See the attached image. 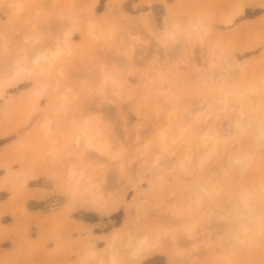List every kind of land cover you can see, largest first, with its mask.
I'll list each match as a JSON object with an SVG mask.
<instances>
[{
    "label": "rangeland",
    "instance_id": "obj_1",
    "mask_svg": "<svg viewBox=\"0 0 264 264\" xmlns=\"http://www.w3.org/2000/svg\"><path fill=\"white\" fill-rule=\"evenodd\" d=\"M93 2L0 0V192L11 196L0 215L18 219L11 239L25 244L21 253L58 257V264L111 263L105 252L117 232L112 264H264V142L255 145V128L264 124V0ZM43 43L57 45V55L34 64V44ZM18 65L21 81L7 83ZM35 88L41 93L31 110ZM239 111L251 127L240 135L233 127ZM203 120L216 123L228 145L219 141L201 166L191 149L194 164H181ZM84 121L93 143L104 139L114 153L122 145L116 158L75 145ZM53 136L62 146L55 163L45 152ZM240 150L248 165L230 171L232 157L246 154ZM30 199L43 212L28 211ZM170 230L176 239L167 243ZM156 233L160 253L134 260L130 248Z\"/></svg>",
    "mask_w": 264,
    "mask_h": 264
},
{
    "label": "bare ground",
    "instance_id": "obj_2",
    "mask_svg": "<svg viewBox=\"0 0 264 264\" xmlns=\"http://www.w3.org/2000/svg\"><path fill=\"white\" fill-rule=\"evenodd\" d=\"M14 1V0H13ZM18 1V0H17ZM96 0H94V2H95ZM20 2V1H19ZM19 2H17L16 3V8L17 9H19L20 8V4H19ZM93 2V3H94ZM11 3H15V2H11ZM12 9V8H11ZM16 9V10H17ZM244 10V8H243V6H240L239 8H238V10H237V12L238 13H241L242 11ZM12 12V11H11ZM236 12V11H235ZM13 13V12H12ZM15 13V12H14ZM234 14V13H233ZM57 15V14H56ZM65 15V14H64ZM229 16V15H228ZM65 17V16H64ZM225 19V18H224ZM227 20V22L228 21H230V18H228V19H225V21ZM55 21V20H54ZM56 21H57V19H56ZM145 22V21H144ZM90 23V22H89ZM88 23V24H89ZM60 24V23H59ZM73 24V23H72ZM145 24V23H144ZM33 25V24H32ZM58 25V24H57ZM59 26V25H58ZM148 26H150V25H148ZM93 26H92V24H89L88 25V27H87V32L89 31V33H90V31L92 30L91 28H92ZM149 29V28H148ZM150 31V30H149ZM24 33V32H23ZM53 34H55L56 35V33H53ZM69 34V33H68ZM49 35V34H48ZM166 35V34H165ZM53 36V35H52ZM44 38H45V36H43ZM55 36H53V38H54ZM42 38V37H41ZM44 38H42V39H44ZM49 38V37H48ZM52 38V39H53ZM22 39H29V35L26 33V34H24L23 35V38ZM46 39V38H45ZM47 40V39H46ZM165 40V39H164ZM42 41V40H41ZM41 41H40V45H41ZM49 41V40H48ZM47 41V42H48ZM42 42H44V40L42 41ZM50 43V42H49ZM55 43V42H54ZM53 43V44H54ZM39 44H34L35 46H34V49H36V50H34L33 49V51H35L33 54V57H32V61H33V63L34 64H39V62H50V61H52L55 57H56V55H57V50H58V48H57V45H55V47H54V49L52 48H50V46H48L47 44L45 45L44 43H43V45L42 46H40ZM50 45V44H49ZM4 51H5V49H4ZM9 53V52H8ZM5 54V53H4ZM6 55H8L7 54V52H6ZM2 56H4V55H2ZM10 57V56H9ZM2 58V57H1ZM6 58H8L7 56H6ZM14 58V57H13ZM3 59H5V58H3ZM30 59V58H29ZM7 60V62H8V59H6ZM31 60V59H30ZM54 61V60H53ZM2 62H4L5 64L7 63V62H5V61H1V63ZM13 62H14V59H13ZM17 62V61H16ZM15 62V63H16ZM21 62V61H20ZM10 63H11V61H10ZM18 64H19V62H17ZM22 63V62H21ZM47 63H46V66H47ZM13 64V63H12ZM12 64H11V68L10 67H6L5 65H4V67H6L7 68V70L9 71V73L10 72H12L11 71V69H12V67H14V66H12ZM7 66L9 65V63L8 64H6ZM13 65H16V64H13ZM38 66V65H37ZM41 66V65H40ZM31 67V66H30ZM49 67V66H48ZM21 69H23V71H24V68H22L20 65H18L17 67H15V69L13 68V73L10 75V77L7 79V83H9V84H12V85H15V84H17L19 81H21V79L19 78V76H17V74L18 73H22V72H20L21 71ZM40 69V68H39ZM41 69H42V67H41ZM35 70V69H34ZM48 70V69H47ZM46 70V71H47ZM36 71V70H35ZM40 72V71H39ZM46 74V73H45ZM7 75V74H6ZM34 75H35V73H34ZM37 75V74H36ZM35 75V76H36ZM43 75V74H42ZM8 76V75H7ZM39 76V75H38ZM44 76H46V75H43V78H44ZM6 77V76H5ZM42 78V79H43ZM42 81V80H41ZM38 82V81H37ZM43 82V81H42ZM42 84V83H41ZM40 84V85H41ZM6 85H8V84H6ZM39 87V86H38ZM40 88V87H39ZM39 88H35V89H33L32 90V92H30L29 93V101H30V107L37 101V99H38V97L40 96V93H41V88L39 89ZM28 96V95H27ZM89 96V95H88ZM219 99V98H218ZM221 99V98H220ZM224 99V98H223ZM222 100V99H221ZM220 100V101H221ZM223 102L225 101V106L224 107H226L227 105H226V100L224 99V100H222ZM229 101V100H228ZM222 102V103H223ZM240 102V101H239ZM35 105V104H34ZM231 106H234V103H233V105L231 104ZM237 106H239V103H237ZM33 107V106H32ZM32 107L30 108L31 110H32ZM230 108H232V107H228V109H230ZM235 108H236V106H235ZM239 108V107H238ZM60 109V108H59ZM225 109V108H224ZM228 109H227V111H228ZM55 110V109H54ZM226 110V109H225ZM158 111V110H157ZM156 111V112H157ZM236 111V110H235ZM166 113H167V111H166ZM231 113V112H230ZM235 116H234V118H233V127H234V129L236 130V132L238 133L239 132V135H240V133H242L243 134V132H244V130L246 131V129H250L251 127H250V125H249V123H247V120H246V118L244 117V116H241V114H240V111L238 112V113H236L235 112ZM158 115V114H157ZM231 115V114H230ZM168 117V116H167ZM244 117V118H243ZM56 120V119H55ZM84 120V119H83ZM168 120V119H167ZM79 121V120H78ZM55 122V121H54ZM60 122V121H59ZM63 122V121H62ZM76 123H77V121H76ZM89 123L87 122V121H84L81 125L79 124V131L75 134V136H72V137H74V142H75V145L76 146H79V144L80 143H82V146L84 145V146H87V147H92L93 148V150H95V151H97L98 152V154L100 153V154H102V155H104V157H106V159H110V158H116L117 156H118V154H119V151H121V149H122V145H119L120 147H119V150L117 151V153H114V152H112V150L110 149L109 150V145L106 143V141L104 142L103 140H99V141H97L96 143H93L92 142V140H91V134H90V131H89V126L90 125H88ZM57 125V124H56ZM76 124H74V126H75ZM78 125V124H77ZM76 125V126H77ZM41 127H42V132H43V134H46V133H48L49 131H48V124H47V122L44 120L43 121V123H42V125H41ZM72 129H73V127H72ZM75 129V128H74ZM256 130H257V133H259V136H257L256 137V140H255V142L256 141H259L258 139H260L261 138V140H262V144H263V142H264V124H262V122H259L258 123V125L256 126V128H255ZM40 130V131H41ZM63 131V130H62ZM75 130H71V132L73 133ZM164 132L163 130H160V132L157 134V138L159 139V141H160V143L162 144V145H164L165 144V133L163 134L162 132ZM250 131V130H249ZM252 131V130H251ZM250 131V132H251ZM253 131H254V129H253ZM58 132V131H57ZM65 132V131H64ZM63 132V133H64ZM69 132V131H68ZM248 132V131H247ZM249 132V133H250ZM59 133V132H58ZM126 133V132H125ZM137 133V132H136ZM0 134H3V133H0ZM69 135H70V133H68ZM47 135V134H46ZM73 135V134H72ZM93 135V134H92ZM246 135H248V134H244V137L246 136ZM70 137H71V135H70ZM243 136H242V138H244ZM247 137V136H246ZM138 138V137H137ZM48 139H50V137L48 138ZM94 139V138H93ZM68 140V139H67ZM56 141H59V140H57V138H56V136H53V138L50 140V141H48V143H49V145H48V147L47 148H45V152H47L49 155H51L52 156V160H53V156H57V154H59L60 152H59V149L62 147H57L56 146ZM71 141V140H70ZM72 141V142H73ZM145 141V140H144ZM219 141L220 142H222V145L223 144H225V143H227L226 141V139H223L222 138V135H221V133H220V130H219V128H217V124L215 123H208V121H206V120H203V122L201 123V125H200V131H199V134H198V136L196 137V141L195 142H188L184 147V151H181V152H183V153H180V154H182V155H179V156H181V158H182V161L183 162H181V160L179 159V156H178V159L180 160L179 162L182 164V163H184V162H186V161H188V162H190L191 161V157L193 156H191V154L190 153H192V152H190L191 151V149L192 150H194V152H195V154H196V157H197V166H201V163L202 162H204V161H206L209 157H210V155H212V154H215V151L217 150V148H218V144H219ZM241 141V140H240ZM139 142V141H138ZM237 142V141H236ZM254 142V141H253ZM136 143V142H135ZM141 143H143V142H141ZM149 143V142H148ZM258 143H260V142H256V144L255 145H258ZM68 144V143H67ZM66 144V145H67ZM120 144V143H119ZM137 144V143H136ZM136 144H133L134 146L136 145ZM239 144V142H237L236 143V145H238ZM73 145V144H72ZM143 145V144H142ZM227 145H228V143H227ZM230 145V144H229ZM240 145H241V143H240ZM254 145V146H255ZM260 145V144H259ZM258 145V146H259ZM76 146L74 147V148H76ZM138 146V145H137ZM141 146V145H140ZM239 146V145H238ZM238 146H237V148H238ZM63 147H64V145H63ZM67 147V146H66ZM79 147H81V146H79ZM78 147V148H79ZM136 147V146H135ZM139 147V146H138ZM142 147V146H141ZM224 147L225 146H223L221 149L223 150L224 149ZM230 147H232L231 145H230ZM233 147H234V145H233ZM256 147V146H255ZM72 148H73V146H72ZM85 148V147H84ZM143 148V147H142ZM236 147H235V152H236V149H237ZM243 148V147H242ZM242 148H241V150H242ZM69 149V148H68ZM135 149V148H134ZM146 149V148H145ZM225 149H227V148H225ZM239 149V148H238ZM244 149V148H243ZM80 150V149H79ZM78 150V151H79ZM141 150V149H140ZM147 150V149H146ZM183 150V149H182ZM233 150V151H234ZM240 150V151H241ZM256 150H259L258 148H256ZM61 151V150H60ZM67 151V150H66ZM69 151V152H68ZM67 151V154L69 155L70 154V150H68ZM84 151V150H83ZM94 151V152H95ZM244 152H242L241 151V153H246L245 155L244 154H242L243 156H240V155H236V156H234V157H232V159H231V161L232 162H234V163H231L230 165H232L233 164V166H229V168H230V171H235V170H237L236 172H238V170H240V171H242L243 170V172H244V170H245V168H246V165H248L247 164V162H249L247 159H248V152H245L246 150H243ZM45 152H43L44 154H45ZM62 152L63 151H61V154H62ZM77 152V151H76ZM142 152H143V150H142ZM46 153V154H47ZM237 153H240L239 151L237 152ZM66 154V152H65V154H64V156L66 155V156H68ZM154 154V153H153ZM221 154V153H220ZM48 155V156H49ZM151 155H152V153H151ZM226 155V154H225ZM51 156H49L50 158H51ZM62 156H63V154H62ZM66 156H65V158H66ZM223 156V155H222ZM58 157H59V155H58ZM60 158V157H59ZM48 160H49V158H47ZM56 159V158H55ZM184 159V160H183ZM186 159V160H185ZM218 159H220V161H221V157H220V155H219V157H218ZM111 160V159H110ZM192 160H193V158H192ZM50 161V160H49ZM54 161V160H53ZM60 161H61V158H60ZM62 161H65V160H63L62 159ZM216 161H217V159H216ZM215 161V162H216ZM56 161H54V163H55ZM187 162V163H188ZM213 162V161H212ZM51 163V162H50ZM59 162H57V164H56V167H58L59 166V164H58ZM68 163V162H67ZM70 163H71V161H70ZM179 163V164H180ZM192 161H191V165H192ZM194 164V163H193ZM212 164H214V166L215 165H218V164H215V163H212ZM185 165V164H184ZM51 166H52V164H51ZM69 166V165H68ZM71 166L73 167V163H71ZM196 166V165H195ZM235 166V170H233V169H231L232 167H234ZM55 167V166H54ZM69 168V169H67V175H66V173H65V176H66V179H68V180H70V179H72V178H74V176H75V171L76 170H74L73 168ZM186 165L183 167V169H186ZM43 168V167H42ZM181 168H182V166H181ZM195 168V167H194ZM237 168V169H236ZM239 168V169H238ZM51 169V168H50ZM196 169V168H195ZM58 170V169H57ZM57 170H53V173L51 174V177H54L55 179H57V178H59L60 177V174H59V171H57ZM225 170H227L228 171V168H226ZM45 171V170H44ZM44 171H43V174H44ZM47 171H48V169H47ZM65 171V170H64ZM227 171H226V173H227ZM240 171H239V173L238 174H240ZM46 172V171H45ZM50 172H52V171H50ZM63 172V171H62ZM242 172V173H243ZM228 173H229V171H228ZM227 173V174H228ZM231 173H233V172H231ZM235 173V172H234ZM241 173V174H242ZM48 174H50V173H48ZM81 175H83V174H81ZM7 176V175H6ZM32 176H34V175H32ZM36 176V175H35ZM62 176V175H61ZM63 177V176H62ZM6 178V177H5ZM207 179V178H206ZM3 180V179H2ZM57 180H59V179H57ZM57 180L55 181L56 183H57ZM61 180V179H60ZM205 180V179H204ZM202 181V180H201ZM205 181H207V180H205ZM205 181H204V183H205ZM3 182H5V180H3ZM213 184H215L214 183V181H211ZM210 181H209V183H211ZM0 183H2V181L0 180ZM209 183H205V185L207 184L208 186H209ZM200 184V183H199ZM200 185H202V184H200ZM202 186V187H207V186ZM212 184H210V186H211ZM195 186L196 185H194V189H195ZM197 187H198V184H197ZM197 187H196V189H197ZM200 188H201V186H199ZM199 188V191H201V189ZM69 189H70V187H69ZM193 189V190H194ZM208 189V188H207ZM198 190V189H197ZM197 190H195L194 191V194L195 193H197ZM203 190H204V188H203ZM203 190H202V192H203ZM68 191H71V189L70 190H68ZM198 191V192H199ZM206 191H208V190H206ZM205 192V191H204ZM193 194V193H192ZM194 196V195H193ZM196 197H193L195 200H196V203L197 204H199V203H201V199L199 198V194H197V195H195ZM92 199H94V198H92ZM74 206V205H73ZM73 206H72V204L71 203H69V209H73ZM97 206L98 207H103V203H99V204H97ZM114 207V206H113ZM125 224H127V223H125ZM128 225V224H127ZM124 227H127L126 225L124 226ZM131 229V228H130ZM127 230H128V228H127ZM156 230V229H155ZM166 230V229H165ZM150 231V230H149ZM116 232V231H115ZM125 232V231H124ZM123 232V233H124ZM129 232V231H128ZM128 232L126 231V233L128 234ZM152 232H154V231H152ZM169 232V231H168ZM117 233H119V232H117ZM117 233H112L111 234V236H109V238H111V240H112V238L114 239V237L116 236V234ZM131 233V232H130ZM167 233V232H166ZM132 234V233H131ZM146 234V233H145ZM157 234L158 233H156V235L155 236H157ZM176 233H174V231L172 232V230H170V232L169 233H167V237H166V239H167V243H168V240H171V241H175V239H176V235H175ZM121 235V234H120ZM164 235V234H163ZM127 236H129V235H126V238H127ZM154 237V236H153ZM152 237V238H153ZM159 236H157V237H155L156 239H154V240H151V242L149 241H146L147 240V238L145 239H141L138 243H137V245H135L134 246V249L133 248H130V249H132V250H129V251H131V252H129L130 254H133L132 256H133V258H134V256H137V260H138V262H140L142 259H145V258H147V257H149V256H151L153 253H155V252H159L160 253V251H161V248L163 247V239L162 240H159V238H158ZM117 238V237H116ZM115 238V239H116ZM118 238H119V236H118ZM150 239H151V237H150ZM111 240H109L110 242H112ZM128 240H131L130 239V237L128 238ZM164 240H165V237H164ZM127 241V240H126ZM126 241L124 240V243L127 245V247L129 248V244H130V242L129 241H127V243L129 242V244H127L126 243ZM155 241V242H154ZM162 241V245L160 244V242ZM108 243L109 245H108V248H106L107 250H106V257L109 259V261L111 262V263H109V264H112V263H115V253H114V250H113V246H112V244L111 243ZM121 242V241H120ZM113 243V242H112ZM122 243V242H121ZM133 243V242H132ZM119 242H118V246H119ZM125 244H122L121 245V248L120 247H118V249L120 250V249H122L124 246L126 247V245ZM114 245V244H113ZM123 246V247H122ZM132 245H130V247H131ZM164 247H165V245H164ZM117 248V247H116ZM126 250H127V248H125ZM125 249H123L124 251H126ZM165 249V248H164ZM117 250V249H116ZM129 253H127V254H129ZM89 254L90 255H93L94 254V250L92 249V250H90V252H89ZM117 254H118V251H117ZM103 256V255H102ZM117 256V255H116ZM106 257H105V259H106ZM134 260H135V258H134ZM117 262V261H116ZM135 262V261H134ZM80 264H82V262L80 263ZM136 264V263H135Z\"/></svg>",
    "mask_w": 264,
    "mask_h": 264
},
{
    "label": "crops",
    "instance_id": "obj_3",
    "mask_svg": "<svg viewBox=\"0 0 264 264\" xmlns=\"http://www.w3.org/2000/svg\"><path fill=\"white\" fill-rule=\"evenodd\" d=\"M8 197L9 194H4V192H0V211H4V209L7 208ZM36 202V200L31 199L26 202L25 206L27 207L28 211L43 212L42 209L29 207V204L34 205ZM17 220L18 219L13 217L10 212L3 213L0 215V264H58V257H52L47 255L44 256L42 259H39L35 256H30L21 253V251H23L22 248L25 246V244L15 242L13 239H11L12 236H10L9 234L11 229L13 230V228L15 227ZM5 232H8L9 237H6ZM46 248L51 249L52 244H48Z\"/></svg>",
    "mask_w": 264,
    "mask_h": 264
}]
</instances>
